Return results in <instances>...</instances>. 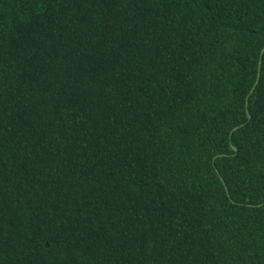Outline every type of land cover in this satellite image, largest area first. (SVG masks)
<instances>
[{
  "label": "trees",
  "instance_id": "obj_1",
  "mask_svg": "<svg viewBox=\"0 0 264 264\" xmlns=\"http://www.w3.org/2000/svg\"><path fill=\"white\" fill-rule=\"evenodd\" d=\"M263 47L264 0H0V264H264Z\"/></svg>",
  "mask_w": 264,
  "mask_h": 264
},
{
  "label": "water",
  "instance_id": "obj_2",
  "mask_svg": "<svg viewBox=\"0 0 264 264\" xmlns=\"http://www.w3.org/2000/svg\"><path fill=\"white\" fill-rule=\"evenodd\" d=\"M263 52H264V47H263L261 53H263ZM260 72H261V59H260V61H259V70H258V74H257V80H256L255 84L253 85V88H252L251 91H253L254 88H255L256 85H257L258 79H259V77H260Z\"/></svg>",
  "mask_w": 264,
  "mask_h": 264
}]
</instances>
